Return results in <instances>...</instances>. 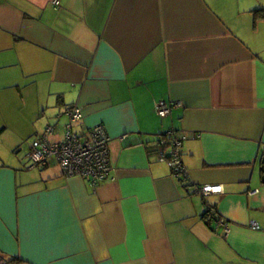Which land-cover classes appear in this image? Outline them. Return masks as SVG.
I'll list each match as a JSON object with an SVG mask.
<instances>
[{
    "label": "crops",
    "instance_id": "crops-1",
    "mask_svg": "<svg viewBox=\"0 0 264 264\" xmlns=\"http://www.w3.org/2000/svg\"><path fill=\"white\" fill-rule=\"evenodd\" d=\"M73 105L111 138L96 189L30 169ZM263 156L264 0H0V264H264Z\"/></svg>",
    "mask_w": 264,
    "mask_h": 264
},
{
    "label": "built area",
    "instance_id": "built-area-1",
    "mask_svg": "<svg viewBox=\"0 0 264 264\" xmlns=\"http://www.w3.org/2000/svg\"><path fill=\"white\" fill-rule=\"evenodd\" d=\"M54 8L59 9V1L53 2ZM157 112L165 118L171 114L172 105L166 101L157 104ZM68 123L65 127V135L59 142H52L51 136L55 134L53 127H47L45 132L31 140L29 154L30 169H46L53 164L61 167L66 177H81L90 181L96 189L102 183L108 182L113 172L110 161L111 138L104 126H96L85 130L81 126L83 120L82 109L78 106H70L66 109ZM160 146L171 147L170 154L165 157L162 154L159 159L168 162L176 178L183 181L187 178L182 158V146L184 138L177 132H169L162 136ZM197 192L203 197L219 196L224 194L222 185H205L197 188ZM210 218L223 230L224 236L230 233L229 222L210 210ZM254 230H260V226L254 222L250 224Z\"/></svg>",
    "mask_w": 264,
    "mask_h": 264
},
{
    "label": "rangeland",
    "instance_id": "rangeland-1",
    "mask_svg": "<svg viewBox=\"0 0 264 264\" xmlns=\"http://www.w3.org/2000/svg\"><path fill=\"white\" fill-rule=\"evenodd\" d=\"M59 129L61 130V129H62V126H60ZM61 132H62V131H61ZM64 135H65V131H64V133H63L62 139L64 138ZM57 140H59V139L57 138L56 140H52V141L55 142V141H57ZM160 141H161V139H160ZM160 141H159V143H160ZM57 142H59V141H57ZM26 146H29L28 143L26 144ZM25 151H26V150H25ZM30 151H31V150H30ZM53 167H55V168H59L60 166L58 167L57 164H55V165L53 164ZM60 169H61V167H60ZM36 170H38V169H36Z\"/></svg>",
    "mask_w": 264,
    "mask_h": 264
},
{
    "label": "trees",
    "instance_id": "trees-1",
    "mask_svg": "<svg viewBox=\"0 0 264 264\" xmlns=\"http://www.w3.org/2000/svg\"><path fill=\"white\" fill-rule=\"evenodd\" d=\"M259 12H261V11H259ZM259 12H257V13H259ZM215 212H217V211H215ZM207 216L209 217L210 220H212V219L210 218V213H208ZM207 216H206V218H207Z\"/></svg>",
    "mask_w": 264,
    "mask_h": 264
},
{
    "label": "water",
    "instance_id": "water-1",
    "mask_svg": "<svg viewBox=\"0 0 264 264\" xmlns=\"http://www.w3.org/2000/svg\"><path fill=\"white\" fill-rule=\"evenodd\" d=\"M262 164H263V171H264V156H263V159H262Z\"/></svg>",
    "mask_w": 264,
    "mask_h": 264
}]
</instances>
